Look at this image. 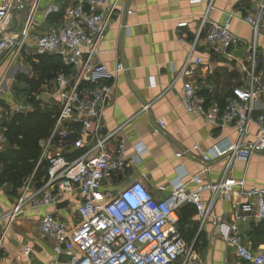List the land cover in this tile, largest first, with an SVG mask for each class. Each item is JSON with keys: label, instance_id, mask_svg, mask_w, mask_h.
<instances>
[{"label": "built area", "instance_id": "built-area-1", "mask_svg": "<svg viewBox=\"0 0 264 264\" xmlns=\"http://www.w3.org/2000/svg\"><path fill=\"white\" fill-rule=\"evenodd\" d=\"M187 2L194 6L202 1ZM212 3L210 0L201 15L190 42L191 51L174 82L181 83L180 105L186 113L211 127L231 126L237 137L223 150L214 147L212 152L200 153L198 146H193L175 154L180 158L193 152L203 163L204 171L209 170L211 163L222 161L223 171L214 184H204L198 176L187 183L175 181L164 200H156L140 181L130 182L118 191L104 186L123 173L130 162L137 164L144 153L137 145L136 156L128 161L124 140L117 138V131L103 133L102 111L111 90L106 82L125 71L117 63L111 73L95 61L96 47L104 40L118 10L116 3L77 0L65 9L57 28L41 35L22 28L0 39V54L11 53L15 59L22 49L29 48L36 56L56 55L69 68L68 73L58 74L53 81L54 92L49 94L54 99L53 124L39 144L40 155L33 173L24 180L15 207L8 212L0 207V253L13 222L22 207L28 206L31 211L42 210L38 232L52 243L55 256L68 258L62 264H204L192 250L195 240L188 244L177 229V211L190 205L198 219V233L208 222L218 225L221 239L233 248L239 262L264 264V253L245 247L236 227L239 221L264 220V190L249 188L243 180L229 176L234 163L246 164L255 155L264 156V109L256 111L254 107V103L264 99V55L259 56L256 48V41L264 37V0H256L244 19L253 36L247 58V83L244 88L232 89L223 106L200 95L194 77L202 60L194 51L202 48L210 55L233 59L234 50L243 41L233 34L229 20L218 24L207 19ZM21 4L17 1L15 8L22 7ZM10 9L9 2L0 6V34ZM186 27V22L176 25L179 32ZM177 41L181 43L183 36ZM22 111L21 107L14 109L15 113ZM6 118L7 112L0 105V149L5 144ZM251 125L255 133L251 141H246ZM164 129V122L157 120L151 133ZM41 166L45 167V174L38 184L35 175ZM159 190L164 191L162 187ZM204 192L210 194L208 201L202 199ZM219 201L231 204L228 225L212 216ZM62 203H66L65 209L73 211L72 227L56 215ZM29 252L28 248L23 249L24 255Z\"/></svg>", "mask_w": 264, "mask_h": 264}, {"label": "crops", "instance_id": "crops-1", "mask_svg": "<svg viewBox=\"0 0 264 264\" xmlns=\"http://www.w3.org/2000/svg\"><path fill=\"white\" fill-rule=\"evenodd\" d=\"M17 1L0 0V6L9 2L12 7L1 33L14 27L12 16ZM20 1L22 7L16 9L15 15L17 27L7 35L15 34L22 28H27L33 35L55 29L61 24L65 9L77 0ZM201 1V5L192 6L187 0H106L110 5L116 3L118 10L107 28L104 40L96 47L95 61L111 73L117 63L125 71L113 75L106 82L111 90L110 99L102 111L103 133L117 131V138L124 140L128 161L136 156L137 145L144 151L137 164L130 162L123 173L107 181L104 185L106 189L118 191L130 182L140 181L156 200H164L175 181L187 183L193 176H198L204 184H214L219 180L223 171L222 161L211 163L209 170L204 171L203 163L193 152L175 157V154L193 146H198L200 153L212 152L214 147L223 150L237 137V131L231 126L211 127L201 118L186 113L180 105L181 83H175L174 80L191 51V39L210 2ZM255 2L213 0L207 19L218 24L229 20L233 34L243 41L234 50L233 59L210 55L202 48L194 51V55L202 60L194 77L199 93L216 102L223 99L220 106L224 105L232 89L244 88L247 83L246 73L250 71L247 58L253 36L244 19ZM179 22L187 23V27L180 32L176 29ZM181 35L183 41L179 43L177 40ZM256 48L259 56L264 55V37L256 41ZM44 59L29 48L22 49L15 59L11 53L0 54V105L5 112H11V116L18 114L14 112L16 107L25 110L22 113L32 111L24 93L20 94L19 91L30 85L27 82L37 81V69ZM54 87V83L49 82L37 90L38 94L33 93L37 94L35 99L45 111L52 110L54 99L49 94L54 92ZM43 96L48 101H44ZM17 99H22L24 106L19 105ZM254 107L256 111L263 110L264 99L254 103ZM10 115H7V120ZM157 120L164 122L165 129L152 134L151 127ZM247 133L245 139L251 141L255 128L249 126ZM229 176L243 180L249 188L264 190V156L255 155L246 164L234 163ZM159 187L164 191H160ZM18 194L19 191L12 196L8 186L0 187V207L3 212L15 207ZM209 197V193L202 194L203 201H208ZM21 210L4 239L0 264L64 263L59 259L60 256L52 252V243L43 239L38 232L42 210L31 211L28 206ZM231 213V204L219 201L214 205L212 216L228 225ZM56 215L67 225H75L71 209L57 207ZM193 219L198 225L196 215ZM236 227L245 247L254 253H264V220L239 221ZM201 232L206 246L196 254L204 264H244L236 259L233 248L221 239L218 225L208 222ZM24 248L30 250L28 255H24Z\"/></svg>", "mask_w": 264, "mask_h": 264}, {"label": "trees", "instance_id": "trees-1", "mask_svg": "<svg viewBox=\"0 0 264 264\" xmlns=\"http://www.w3.org/2000/svg\"><path fill=\"white\" fill-rule=\"evenodd\" d=\"M45 61L38 66L37 81L27 82L28 87L19 93H24L32 111L10 116L4 123L3 133L5 144L0 151V187L8 186L10 194L15 196L35 168L40 155V142L45 139L53 124V113L40 107L35 99L37 90L49 82H53L60 73H68L69 68L62 65L56 55L45 56ZM36 92L37 94H33ZM223 99L218 100L219 105ZM45 174L41 166L36 172V182L39 184ZM177 228L182 238L189 244L195 240L194 252L205 248L206 243L202 232H197V222L194 221L195 211L190 205H185L177 211Z\"/></svg>", "mask_w": 264, "mask_h": 264}, {"label": "water", "instance_id": "water-1", "mask_svg": "<svg viewBox=\"0 0 264 264\" xmlns=\"http://www.w3.org/2000/svg\"><path fill=\"white\" fill-rule=\"evenodd\" d=\"M16 13H17V10L15 9V10L13 11V16H12V21H13V23H14V27H13L11 30H8V31H6V32H4V33H1V34H0V39H1L3 36L7 35L8 33L13 32V31L16 29V27H17V23H16V19H15V15H16ZM65 205H66V203H62V204L58 205V208L64 207ZM194 245H195V241H194V243H193L192 250L194 249ZM59 259H61L62 261H65V262L68 260V258L65 257V256H60Z\"/></svg>", "mask_w": 264, "mask_h": 264}, {"label": "rangeland", "instance_id": "rangeland-1", "mask_svg": "<svg viewBox=\"0 0 264 264\" xmlns=\"http://www.w3.org/2000/svg\"><path fill=\"white\" fill-rule=\"evenodd\" d=\"M17 98H19V96L17 95ZM44 101H48L44 96L42 97ZM46 99V100H45ZM22 99H17V102L19 103V105H22L24 106V102L21 101ZM44 103V102H43ZM25 110H23L22 112H24ZM7 115L9 114H12L11 112L7 111ZM11 116V115H10Z\"/></svg>", "mask_w": 264, "mask_h": 264}]
</instances>
